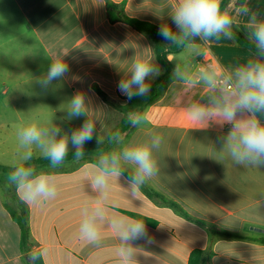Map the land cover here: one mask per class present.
<instances>
[{"label": "crops", "instance_id": "1", "mask_svg": "<svg viewBox=\"0 0 264 264\" xmlns=\"http://www.w3.org/2000/svg\"><path fill=\"white\" fill-rule=\"evenodd\" d=\"M125 2L124 13L160 27L168 23L167 16L176 0H110ZM237 5L238 0H229ZM228 2V3H229ZM249 7L264 18V0H246ZM106 0H0V71L7 80L21 88V109L0 113V144L9 143L8 150L17 151L19 128L30 120L49 121L71 131L79 127L84 117L71 122L62 120L64 103L77 91L89 98L91 118L97 121L96 146L83 159L64 161L50 168L37 165L38 171L57 177L58 193L54 199L26 203L15 186L0 179V264H28L21 249V232L6 204H24L32 251H41L43 264H118V239L109 229L103 231L100 247L79 238L82 210L95 196L85 174L101 151L115 147L106 143L110 131L121 115L112 109L94 90L102 89L110 100L124 104L126 96L118 90V82L127 75L134 55H151L150 39L122 23H111ZM247 17L236 25L247 36ZM202 55L183 48L170 54L175 66L216 64L229 70L251 58V51L223 37L198 44ZM60 52L70 67L66 79L53 82L55 90L46 93L35 83L45 73L50 60ZM158 64V63H157ZM150 81L154 82L164 73ZM194 70V69H193ZM200 86L189 87L171 82L160 100L149 106L144 115L147 124L134 128L125 140L146 138L150 133L162 135L163 142L157 161L159 172L146 185L178 203L188 214L150 198L141 187L132 197L124 178L113 182L110 192V212L145 220L148 236L154 241H135L138 264H264V168L244 167L226 158L218 139L226 135L230 125L213 123L202 129L185 114V107L203 93ZM100 136L99 145L95 136ZM74 149L71 148L70 152ZM35 158H42L39 154ZM4 165V164H0ZM11 166V165H4ZM130 170V169H129ZM127 172L124 176H127ZM208 259V260H207ZM208 261V262H206Z\"/></svg>", "mask_w": 264, "mask_h": 264}, {"label": "clouds", "instance_id": "2", "mask_svg": "<svg viewBox=\"0 0 264 264\" xmlns=\"http://www.w3.org/2000/svg\"><path fill=\"white\" fill-rule=\"evenodd\" d=\"M167 16L175 30L168 23H161L159 34L168 42L167 47H183L202 55L197 41L209 42L221 37L235 41L240 17H247V38L253 46L252 56L246 62L222 70L216 64L203 66L177 63L171 73L174 82L185 86H200L203 93L199 99L188 103L184 109L187 118L202 129L216 123L230 125L226 135L218 137L226 158L238 166L264 168V18L252 10L246 0L238 5L224 0H176ZM69 52H60L50 61L45 73L35 83L43 92L55 90L53 83L67 78L70 67L65 57ZM194 69V70H193ZM161 74L151 55H134L127 75L118 82V90L129 100L146 96L151 90L150 81ZM62 120L71 122L84 117L83 123L70 132L54 120H30L17 133L18 158L13 161L7 183L15 186L26 203H38L54 199L58 193L57 177L51 172L38 171L31 161L38 152L49 161L50 168L62 166L71 148L79 161L86 155L85 144L94 138L97 121L91 118L90 101L83 91H77L65 102ZM127 121L133 128L147 124L146 116L138 111L127 113ZM98 144L103 141L95 136ZM108 143L114 145L108 151H101L85 174L89 187L95 196L82 210L79 224V238L95 247L103 242V231L109 229L118 239L116 255L118 264H138V250L135 241H154L148 236L145 220L121 215L109 210L112 183L121 178L132 197L152 177L158 174L157 153L163 137L153 132L146 138L125 140L119 132L110 133ZM130 169V170H129ZM127 172V176L124 173ZM41 251L27 255L28 264H38L43 259Z\"/></svg>", "mask_w": 264, "mask_h": 264}, {"label": "trees", "instance_id": "3", "mask_svg": "<svg viewBox=\"0 0 264 264\" xmlns=\"http://www.w3.org/2000/svg\"><path fill=\"white\" fill-rule=\"evenodd\" d=\"M228 2L229 0H224L225 4H227ZM242 2H244V0H238L237 5ZM106 3H107L106 8H107L109 21L111 23L122 22L132 27L134 30L146 35L152 42L156 62L164 69V73L154 82L148 95L133 97L131 100L125 97L124 99H126V103L124 104H119L110 100L108 95L102 89H100L98 86H94V90L96 91V93L110 107H112V109H114L121 115L118 125L114 127L110 131V133L119 131L122 135H127L129 132H131L134 129L127 121V113L130 111H138L144 114L145 110L149 106L153 105L162 98V96L165 94L171 82V73L175 67L172 64V62L168 59V56L170 54L180 53L183 50V47H167L168 42L165 41L159 34V28H160L159 26L147 21H143L140 19L131 18L127 16L124 13L125 2L121 4H116L111 2L110 0H106ZM234 28L236 32V39H235L236 44L247 50L254 51V48L250 44L247 36L244 35L236 25H234ZM201 43L202 41H197V44H201ZM106 143H108V139H106ZM95 146H96L95 144L91 142H87L85 144L84 151L85 152L89 151ZM73 152H69L65 161L75 159L72 154ZM31 163L37 166V165L49 164V161L45 160L44 158L33 157ZM11 171H12L11 166L0 165L1 174L8 176V174ZM142 188L150 198L156 200L161 204H165L167 206L174 208L182 215L188 216L185 210L178 203L174 202L173 200H170L169 198H167L166 196H164L163 194H161L151 186L145 184L142 186ZM6 208L8 209L12 219L18 224L20 228V232H21L20 245L22 251L24 253L31 252L33 245L30 239L27 207L19 202L15 206L6 204ZM258 241L264 243V237L259 238ZM199 254L202 253L200 251L194 252L193 258L191 259L192 264H196L194 258ZM38 264H43V261L42 260L38 261Z\"/></svg>", "mask_w": 264, "mask_h": 264}, {"label": "rangeland", "instance_id": "4", "mask_svg": "<svg viewBox=\"0 0 264 264\" xmlns=\"http://www.w3.org/2000/svg\"><path fill=\"white\" fill-rule=\"evenodd\" d=\"M6 72L0 71V113L1 112H14V105L17 106V109H21L20 102L12 103L15 97L20 96L21 88L15 87V81L7 80L5 77ZM5 139L4 135H0V139ZM9 143L0 144V164L12 165L13 161L18 158V151L8 150L6 147H9ZM19 148V147H18ZM39 154L38 152L35 154ZM34 155V156H35ZM2 177H7V175L0 173V179Z\"/></svg>", "mask_w": 264, "mask_h": 264}]
</instances>
